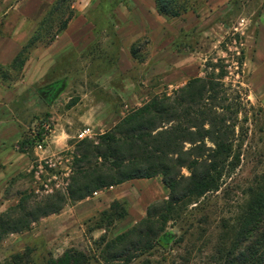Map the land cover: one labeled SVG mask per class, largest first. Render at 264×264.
I'll use <instances>...</instances> for the list:
<instances>
[{
	"label": "rangeland",
	"instance_id": "rangeland-1",
	"mask_svg": "<svg viewBox=\"0 0 264 264\" xmlns=\"http://www.w3.org/2000/svg\"><path fill=\"white\" fill-rule=\"evenodd\" d=\"M21 1L5 0L0 5V38L14 36L21 22L14 8ZM202 3L191 0L197 12L168 21L166 38L173 39V54L187 56L193 67L191 73L185 74L188 78L185 84H180V79L174 81L171 87L166 83L170 71H161L158 65L168 54L158 53L157 61L152 59V46H148L147 39L136 44L139 67L127 76L116 69V54L110 49L108 68L105 61H96L92 69H87L89 62L82 53L76 55L81 61L71 63V68L45 69L44 77L36 83L25 82L23 72L13 74L6 83L0 78V89L7 93V97L0 94V215L16 206L25 195L47 196L46 185L55 192L66 190L74 171L76 146L80 142L106 134L132 110L141 108L154 96L162 93L171 96L190 80L204 77L208 61L216 64L219 59H225L228 74L224 82L226 87L232 83L228 94L230 97L239 96L242 103L236 130V154L240 158L237 166L226 174L218 193L209 194L201 200L199 207L191 206L183 220L169 225L165 236L172 238L171 250L156 251L152 256L142 257L132 264L147 261L151 264L210 263L224 226L235 224L237 215L248 200V190L264 174V61L260 64L258 79L255 77L258 69L254 66L264 0H232L216 10L208 3L205 6ZM50 7L41 6L36 19L24 25L23 32L30 35L29 39ZM108 7L105 0L90 11L91 20L99 28H106L104 15ZM39 48L47 49L48 46ZM241 56L244 57L242 67L239 65ZM175 71L182 70L176 69L173 73ZM105 77L109 78L108 81H105ZM124 79H134L136 88L140 90L139 99L134 104L115 99ZM56 82L64 85L60 94L54 100L43 98L40 90ZM86 94H93L98 101L103 99L111 113L116 110L118 114L122 111V114L98 117L101 125L92 121L82 123L80 112L73 111V107ZM85 100L82 103L87 105L99 103ZM42 122H47L44 126V152L38 151L37 145L23 146L24 141L37 136ZM61 128L70 136L63 148L57 142ZM85 131H90L89 136L84 137ZM46 159L53 160L57 167H48L44 163ZM184 174L188 175V172L184 171ZM161 180H143L145 187L129 197L130 200H114L112 196L116 193L112 195L108 189L104 190L105 195L91 197L83 207H78L80 202L67 204L61 213L33 224L30 231L9 236L0 248V264H49L51 259L59 258L71 249L95 254L98 248L95 244L101 238H113L127 232L146 218L151 204L169 198V191ZM145 188L148 192H154L147 200ZM164 190L165 195L161 193ZM116 201L126 202L127 215L106 231L102 214ZM182 236L185 240L180 243L178 240Z\"/></svg>",
	"mask_w": 264,
	"mask_h": 264
},
{
	"label": "trees",
	"instance_id": "trees-1",
	"mask_svg": "<svg viewBox=\"0 0 264 264\" xmlns=\"http://www.w3.org/2000/svg\"><path fill=\"white\" fill-rule=\"evenodd\" d=\"M4 1L0 0V5ZM198 1L205 6L209 0ZM75 2L56 0L51 5L12 64L0 65L1 81L6 83L13 74H21L34 50L51 46L68 29L75 17ZM155 3L158 15L168 20L197 12L191 0ZM130 51L138 60L136 45ZM225 61H208L204 77L190 80L171 96H154L106 134L80 142L66 190L40 198L25 195L0 215V248L9 236L30 231L33 224L61 213L69 203L82 202L97 192L128 182L161 178L169 198L151 204L145 219L123 234L101 238L95 244V254L71 249L49 264H132L156 251L171 250L172 238L165 236L169 225L183 220L189 208L199 207L209 194L218 193L224 177L240 159L236 154V130L242 103L239 96L228 94L232 83L226 87L224 82L228 74ZM243 64L241 56L240 67ZM57 88L56 83L40 92L49 91L48 99L53 100ZM46 123L42 122L37 136L24 141L23 146L45 144ZM247 195L235 224L224 226L209 264H264V174ZM126 212V202H114L102 214L106 231ZM184 240L182 236L178 242Z\"/></svg>",
	"mask_w": 264,
	"mask_h": 264
},
{
	"label": "crops",
	"instance_id": "crops-1",
	"mask_svg": "<svg viewBox=\"0 0 264 264\" xmlns=\"http://www.w3.org/2000/svg\"><path fill=\"white\" fill-rule=\"evenodd\" d=\"M56 0H22L15 6L14 10L18 13L21 22L16 27L14 36L12 38H0V65L7 67L12 64L22 47L27 43L30 35L23 32V27L27 21L36 19L41 6L52 5ZM108 9L104 15L107 25L106 28H99L91 20L90 11L103 4L105 0H77L73 8L75 10V17L69 23L68 29L56 38L54 43L47 49L34 50L24 67L23 73L26 75L24 81L36 83L44 77L45 69H61L71 68L76 61H81L76 55L85 53L89 62L86 66L87 69L93 68V63L105 61V67L108 68L109 56L108 53L114 50L116 54V69L123 76H127L139 67L138 62L133 58L132 47L141 40L147 39L148 46H152L153 58L156 60L158 53H167L163 62L158 65L159 70L165 72L170 71V75L166 77V83L173 85L174 81L179 80L180 84H185L187 77L185 74L191 73L193 67L190 65L189 60L184 56L174 55L172 51L173 39L167 36L168 19L158 15L156 10L155 0H107ZM232 0H210L208 5L216 10L221 6L228 5ZM92 15V14H91ZM260 42L258 48V55L254 66L258 69L255 77L258 79L260 74V64L264 61V12L259 21ZM23 36V37H22ZM99 54V55H98ZM98 55V56H97ZM84 59V60H85ZM72 63V64H71ZM179 69L182 71H175ZM172 71V72H171ZM106 78V77H105ZM103 79V78H102ZM106 78L105 81H108ZM256 79V80H257ZM97 82H100L99 80ZM96 82V83H97ZM184 82V83H183ZM259 82H262V80ZM57 83V82H56ZM136 81L134 79H124L122 81L123 87L117 91L115 99L117 101H128L134 104L138 101L140 90L136 88ZM53 84L51 86H54ZM58 91L53 100L60 94L63 89V84L57 83ZM50 87V86H49ZM48 88V87H47ZM3 93V94H2ZM0 94L7 97V93L0 89ZM90 100L91 102H99L95 105H87L82 103ZM103 99L99 101L93 94H86L83 96L81 102L73 107V111L80 112V121L89 124L91 121L96 125H101L97 120L98 117L106 116L108 114L116 115L118 112L115 110L111 113L108 105L104 104ZM119 110H121L119 108ZM117 112V113H116ZM122 111L118 114L121 115ZM90 118V119H89ZM61 135L58 136V144L60 148L65 145V140L70 136L68 132L61 128ZM143 180H136L128 182L118 187L110 188L114 200H121L122 198L129 199L135 196L141 188L145 187ZM109 191V192H110ZM157 192V190H154ZM145 198L149 199L151 193L145 188ZM114 193V194H113ZM165 195L166 191L161 192ZM104 191L96 197L105 195ZM88 198L79 203L78 207H83Z\"/></svg>",
	"mask_w": 264,
	"mask_h": 264
},
{
	"label": "built area",
	"instance_id": "built-area-1",
	"mask_svg": "<svg viewBox=\"0 0 264 264\" xmlns=\"http://www.w3.org/2000/svg\"><path fill=\"white\" fill-rule=\"evenodd\" d=\"M89 133L90 131H85L84 132V137H86L87 135L89 136ZM37 150L40 151V152H44V142L40 143L37 145ZM48 167L50 168H56L57 167V164L53 162V160H50V159H46L45 162H44ZM46 188V193L48 195H51V194H54L55 191L54 190H49V186H45ZM57 188H59V185H57ZM100 194V192H97L94 194V196H98Z\"/></svg>",
	"mask_w": 264,
	"mask_h": 264
},
{
	"label": "flooded vegetation",
	"instance_id": "flooded-vegetation-1",
	"mask_svg": "<svg viewBox=\"0 0 264 264\" xmlns=\"http://www.w3.org/2000/svg\"><path fill=\"white\" fill-rule=\"evenodd\" d=\"M40 94H41V96H42L43 98H48L50 92H49V91L47 92V90H44V91H41Z\"/></svg>",
	"mask_w": 264,
	"mask_h": 264
},
{
	"label": "water",
	"instance_id": "water-1",
	"mask_svg": "<svg viewBox=\"0 0 264 264\" xmlns=\"http://www.w3.org/2000/svg\"><path fill=\"white\" fill-rule=\"evenodd\" d=\"M59 89V88H58ZM58 89H56V91H58Z\"/></svg>",
	"mask_w": 264,
	"mask_h": 264
}]
</instances>
